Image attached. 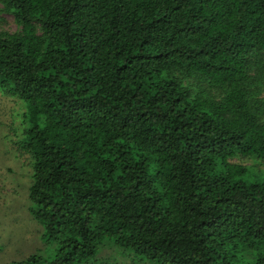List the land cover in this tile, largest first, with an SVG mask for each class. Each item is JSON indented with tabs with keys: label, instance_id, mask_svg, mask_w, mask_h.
Listing matches in <instances>:
<instances>
[{
	"label": "trees",
	"instance_id": "trees-1",
	"mask_svg": "<svg viewBox=\"0 0 264 264\" xmlns=\"http://www.w3.org/2000/svg\"><path fill=\"white\" fill-rule=\"evenodd\" d=\"M3 16L0 97L24 105L28 211L58 244L5 264H75L107 239L156 264H264V183L234 180L264 158V0H0Z\"/></svg>",
	"mask_w": 264,
	"mask_h": 264
},
{
	"label": "rangeland",
	"instance_id": "rangeland-1",
	"mask_svg": "<svg viewBox=\"0 0 264 264\" xmlns=\"http://www.w3.org/2000/svg\"><path fill=\"white\" fill-rule=\"evenodd\" d=\"M2 19L5 23L0 22V29L15 30L10 17L3 16ZM19 102L22 104L14 98L0 97V264L23 260L32 254L51 260L58 248L56 242L40 237L42 230L29 215L28 210L33 207L28 199L32 163L25 154L21 155V146H18L25 112L22 109L24 105ZM240 163L245 167V172L236 176L235 181L247 185L264 183V158L250 157ZM222 172L223 169L216 167L217 174ZM75 264L156 263L107 239L99 246L94 257Z\"/></svg>",
	"mask_w": 264,
	"mask_h": 264
}]
</instances>
